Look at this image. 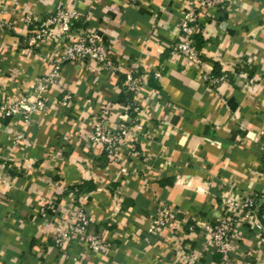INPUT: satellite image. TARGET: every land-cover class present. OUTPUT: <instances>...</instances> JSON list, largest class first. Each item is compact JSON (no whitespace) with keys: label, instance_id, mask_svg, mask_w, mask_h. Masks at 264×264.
I'll list each match as a JSON object with an SVG mask.
<instances>
[{"label":"crops","instance_id":"obj_1","mask_svg":"<svg viewBox=\"0 0 264 264\" xmlns=\"http://www.w3.org/2000/svg\"><path fill=\"white\" fill-rule=\"evenodd\" d=\"M189 2L0 0V102L27 96L44 104L30 123L0 117V158L9 156L0 168V264H183L179 252L189 248L204 252L191 264H209L217 256L202 228L224 218L218 195L227 179L235 192L258 195L260 223L235 235L231 264H243V254L249 264H264V0H220L197 37L202 68L167 52ZM59 7L92 16L120 68L58 63L63 45L49 40L30 49L25 17L42 19ZM133 62L147 84L130 117L147 134L112 159L86 138L102 108L111 126L125 118L122 82ZM58 64L56 81L39 90ZM206 71L237 75L210 88ZM66 94L72 99L63 105ZM50 196L93 218L89 231L104 238L100 253L76 240L55 245L63 221L39 212ZM158 202L178 223L149 235Z\"/></svg>","mask_w":264,"mask_h":264},{"label":"built area","instance_id":"obj_2","mask_svg":"<svg viewBox=\"0 0 264 264\" xmlns=\"http://www.w3.org/2000/svg\"><path fill=\"white\" fill-rule=\"evenodd\" d=\"M128 2L135 5L141 0H128ZM220 3V0H190L180 18L179 35L168 46L167 52L170 56L181 57L188 64L202 68L203 60L197 37L203 32L202 26L204 21L209 19L210 11ZM25 27L26 43L32 50L48 40L57 46L63 45V55L58 63H93L106 69L120 68L106 44L104 34L93 22L92 16L77 9L59 7L42 19L26 16ZM59 67V64L56 65L55 71L46 76L39 90L56 81ZM232 73L222 72L219 76H215L206 71L202 76L208 87L216 88L222 82H231L237 75L235 72ZM246 75L247 73L241 72V76ZM153 77L159 79L161 72L154 71ZM146 84V76L140 70L138 63L133 62L131 70L125 74L122 82L123 90L133 96L123 106L125 118L111 126L110 110L102 108L94 116L92 130L87 135L86 140L89 146L101 150L108 158L115 159L120 148L125 146L128 141L131 140L135 144L141 134H147L145 124L130 117V111L135 112L138 109L136 96L142 92ZM71 99L72 95L66 94L61 103L66 105ZM28 100L27 96H22L13 101H1L0 117H19L24 122L30 123L32 114L35 110L42 109L44 104L41 100L30 104ZM22 137V134H17L16 140L20 141ZM134 144L131 145L132 151L135 149ZM0 160V168H4L9 156L4 154ZM234 189L235 184L230 179L223 181L218 196L226 214L223 219L208 223L202 228L206 246L217 256L209 264H231L232 254L236 249L235 235L245 227L260 226L256 214L258 195L238 190L235 192ZM39 212L44 215L49 212L52 219H62V226L53 236V241L58 248L76 240L94 254H98L104 249L105 243L102 234L89 231L93 218L75 202H67L64 198L50 196L41 202ZM176 223L178 220L171 208L163 202H158L147 233L157 236L166 229L173 230ZM191 230H193L192 227ZM203 253V251L189 248L187 251H180L179 258L183 264H191L193 261L200 260ZM243 257L246 259L243 264H249L248 255L243 254Z\"/></svg>","mask_w":264,"mask_h":264},{"label":"trees","instance_id":"obj_3","mask_svg":"<svg viewBox=\"0 0 264 264\" xmlns=\"http://www.w3.org/2000/svg\"><path fill=\"white\" fill-rule=\"evenodd\" d=\"M221 73L220 72H218V73H216V75L215 76H219ZM122 97H121V99H120V104L122 105V106H124V104H126L127 102H128V100H131V98L133 97L132 96V94H129V93H126L124 90H123V92H122ZM130 113H133V111H130Z\"/></svg>","mask_w":264,"mask_h":264}]
</instances>
